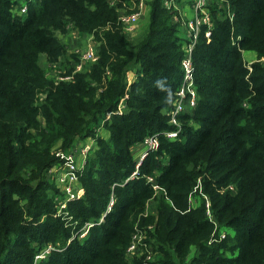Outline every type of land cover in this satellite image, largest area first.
Wrapping results in <instances>:
<instances>
[{
    "label": "trees",
    "instance_id": "16d2710c",
    "mask_svg": "<svg viewBox=\"0 0 264 264\" xmlns=\"http://www.w3.org/2000/svg\"><path fill=\"white\" fill-rule=\"evenodd\" d=\"M228 1L233 21L213 5L210 42L202 34L195 46L198 103L180 116L178 139L161 136L137 176L119 186L135 170L131 148L172 129L167 112L182 74L178 14L151 0L148 24L133 37L116 24L110 0H35L24 19L13 16L12 0H0V264H264V66L249 74L242 57L264 56V0ZM71 29L94 36L98 60L56 82L41 57L69 59L60 37ZM121 100L124 112L105 119ZM87 138L96 146L68 222L56 215L58 189L47 171L62 163L56 149ZM147 177L162 190L154 195ZM198 181L211 221L193 193ZM112 191V210L97 225ZM194 196L197 208H189ZM148 201L154 213L145 215ZM86 223L96 225L69 242ZM136 224L151 225L153 263L125 255ZM215 227L216 237L226 236L208 244ZM47 245L54 250L36 262Z\"/></svg>",
    "mask_w": 264,
    "mask_h": 264
},
{
    "label": "built area",
    "instance_id": "2783aa9c",
    "mask_svg": "<svg viewBox=\"0 0 264 264\" xmlns=\"http://www.w3.org/2000/svg\"><path fill=\"white\" fill-rule=\"evenodd\" d=\"M120 0H110V5L115 6ZM135 5V10L130 13H122L119 15V26L125 34L132 36L135 32H138L139 24L142 19V11L147 0H132ZM34 2V0H12L11 12L14 17L23 19L28 14V6ZM163 7L168 11H174L178 15H174L173 22L180 21V26L178 29L184 31V36L181 38L182 42V59H181V82L178 89L174 95V101L172 107L167 112L169 117L168 124L172 127L171 130L161 131L159 133L147 136L142 141L143 151L136 161V166L134 172L119 186L127 183L129 180L133 179L138 174L139 166L142 161L152 152H155L160 147V137L163 136L166 139L172 141L178 139L182 127L180 116L188 111L195 109L198 103V93L195 84V67L193 62V52L197 44L198 39L203 34L206 43L210 42L213 22L211 7L216 6L219 11L218 15L221 13L225 14L226 17L232 22L234 18V13L231 10V5L228 0H193L190 7V15H183L181 13L179 4L175 0H163ZM91 43L84 49H78L71 52L70 55L74 54L81 60L79 66L74 67V71L67 76L62 75V71H55V76L61 81H70L75 73L81 72L82 67L88 64H94L98 60V54L96 51V46L93 43V38L91 37ZM235 43L236 40H232ZM264 57V56H263ZM72 62L73 58L70 59ZM264 60V58H263ZM74 66V64H73ZM248 69L251 70V65L249 64ZM57 68V67H56ZM125 105L123 100H121L120 105L114 112H109L106 114L105 119H109L113 114L120 115L124 112ZM102 123V122H101ZM103 124V123H102ZM94 138H87L84 141L75 143L67 152H62L57 150L56 156L62 161V163L55 165L48 169L47 177L54 183L58 189V195L55 198L57 212L56 215L63 217L66 221H70V217L67 213V207L71 201L78 199L82 194V186L80 183V177L84 171L87 160L89 156L93 153L96 143ZM147 184L151 186L153 191L159 192L162 189L157 185L153 177L146 178ZM115 186V185H114ZM191 198V197H190ZM115 203V196L113 191L110 194L106 210L100 217L97 225L103 222L106 215L112 210ZM206 208L209 213V205L206 202ZM94 223H86L82 228L75 231L69 242L73 239L83 240L88 236L89 229L93 227ZM148 230L153 232L151 227ZM140 232V231H137ZM144 233V235H142ZM226 236V232H220L216 237L215 232L212 233L208 244L216 241H221ZM147 231H142L141 234L132 235L128 247L126 248L125 255L127 258H143L145 262L153 263L155 257H157V252L155 253L148 243ZM51 245L45 249H42L36 256L35 261L43 260L47 258L49 253L53 251Z\"/></svg>",
    "mask_w": 264,
    "mask_h": 264
},
{
    "label": "rangeland",
    "instance_id": "374dc122",
    "mask_svg": "<svg viewBox=\"0 0 264 264\" xmlns=\"http://www.w3.org/2000/svg\"><path fill=\"white\" fill-rule=\"evenodd\" d=\"M186 2H188V0H182V4H179L180 7H183L186 4ZM190 3L191 2H188L189 5H190ZM115 7L118 10V18H119V15L122 14V13H130V12H132V11L135 10V5H134V3H133L132 0H130V2H126V1H123L122 0V1L119 2V4L115 5ZM150 11H151V7H149L148 9H146L145 15H144V17H142V19L140 21L139 28H138V33L136 34V36L139 35L143 31V29H145V27L147 26L148 21H149V18H150L149 17L150 16ZM24 18L25 17H23V19ZM116 24L120 28V26H119V20H117V23ZM121 31L123 32L122 29H121ZM68 36H69V34L68 35L65 34L64 36H61L60 39L62 41H64V42H66V44H67V38H68ZM92 38L94 39V36H92ZM239 38L240 37H237L234 40L239 41L240 40ZM236 41H235V43H236ZM73 56H75V55H71L69 57V59H72ZM242 57H243V61H244V63H245L246 66H248L249 64L251 65V67L253 65H263L264 66V60H263L264 57H260L259 58L256 52H253V51H243L242 52ZM76 58H73L74 62H72L71 60L69 61V59L67 57L66 58H62L58 62H49V61H47V58L45 56H42L41 57V61H42V65L44 66V69L46 70V72H48L49 79H52V80H55L56 82H59L61 80L57 78V75L55 76V74H54L55 71L56 70L57 71H62V75L63 76L70 75L74 71L73 68L76 67V66H79V64H81V60L77 57V55H76ZM72 63H74V66H71ZM86 66H88V65H84L82 68L84 69ZM248 73L249 74L252 73V68H251V70L248 71ZM249 74L246 76L247 78H248ZM100 137H104V136L102 135ZM137 149H138V147H136V148L133 149V158H134V160H137V157H138L139 152H141L143 150L141 148V151H136ZM57 150L58 149H56L55 151H57ZM197 185L198 186H196L194 188V192L193 193H195L198 190L199 197L200 198H203L205 200V205H206V202H208V198L205 195L202 194L199 181H198V184ZM156 193L157 192L154 191V195ZM188 202H189V208H197V205H196V197L195 196L194 197H191V198L189 197ZM205 208H206V206H205ZM148 210L151 212V214L154 213V211H153V204H152L151 201H148V203H147L145 215H147ZM205 214H206L207 218L211 221V213H210V211L208 213V209L207 208H206ZM150 226H144V228H140L136 224L135 227H134V232H133L132 235L141 234L142 231H144L145 229H148V227H150ZM137 231H140V232H137ZM214 232H216V227L214 228ZM230 233H232V232L230 231ZM142 235H144V233ZM147 240H148V238H147ZM47 247H48V245L45 247V249ZM193 255H194V253L191 252L189 254L187 260L189 261L193 257Z\"/></svg>",
    "mask_w": 264,
    "mask_h": 264
},
{
    "label": "crops",
    "instance_id": "0c3cea01",
    "mask_svg": "<svg viewBox=\"0 0 264 264\" xmlns=\"http://www.w3.org/2000/svg\"><path fill=\"white\" fill-rule=\"evenodd\" d=\"M150 1L151 0H147V2H146L147 4L145 5V7L143 8V11H142V14H143L142 17H144L146 9L149 8L148 3ZM179 7H180V5H179ZM190 7L191 6L189 4H185L183 7H180L181 13L183 15H190ZM137 33L138 32H135L134 36H136ZM178 33H179V37L180 38H182L184 36V31L178 29ZM90 39H91L90 36L82 35L77 30H73V29L69 30V36L67 38V44H68L67 54H70L71 52H74L75 50H78V49H84V48H86L91 43V41H92ZM134 79H135V74L132 71L130 73L129 81L132 82ZM102 135L104 137H107V133H106V131H105L104 128H100L99 131H98V136H102ZM136 147H138V149L136 151H141V148L143 149V146L141 145V143L134 145L131 148L132 156H133V149L136 148ZM142 151L139 152L138 157H137V160L139 159V156L141 155ZM137 160H135V161H137Z\"/></svg>",
    "mask_w": 264,
    "mask_h": 264
}]
</instances>
